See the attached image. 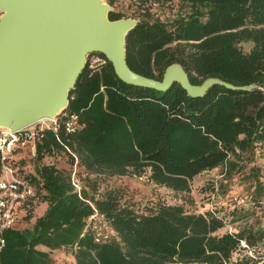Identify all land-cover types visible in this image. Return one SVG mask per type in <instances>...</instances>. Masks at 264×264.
I'll return each instance as SVG.
<instances>
[{"label": "trees", "instance_id": "obj_1", "mask_svg": "<svg viewBox=\"0 0 264 264\" xmlns=\"http://www.w3.org/2000/svg\"><path fill=\"white\" fill-rule=\"evenodd\" d=\"M104 1L110 20H137L125 36L134 72L161 80L178 63L192 84L214 77L249 88L216 84L193 97L179 83L132 85L89 53L57 130L38 132L33 154L9 158L35 194L0 229V264H56L54 252L66 264H264V0ZM210 171L221 177L208 184L211 201L239 177L250 207L232 200L197 212L157 192L189 200L193 179ZM132 176L150 197L116 182Z\"/></svg>", "mask_w": 264, "mask_h": 264}, {"label": "water", "instance_id": "obj_2", "mask_svg": "<svg viewBox=\"0 0 264 264\" xmlns=\"http://www.w3.org/2000/svg\"><path fill=\"white\" fill-rule=\"evenodd\" d=\"M110 9L103 0H0V126L17 130L57 116L91 52L102 53L132 85L165 91L179 83L193 97L216 84L249 88L214 77L192 84L178 63L168 65L161 80L134 72L125 36L137 20H110Z\"/></svg>", "mask_w": 264, "mask_h": 264}, {"label": "built area", "instance_id": "obj_3", "mask_svg": "<svg viewBox=\"0 0 264 264\" xmlns=\"http://www.w3.org/2000/svg\"><path fill=\"white\" fill-rule=\"evenodd\" d=\"M98 60L97 57L92 58L91 63ZM57 117L40 119L17 130L0 126V229L13 226L21 205H27L35 194L32 184L18 174L17 168L9 163L13 150L29 147L33 154L37 133L45 129L56 131L59 126ZM64 127L68 132L73 131L77 127L76 117L72 116L68 119ZM73 183L77 186L75 179ZM234 200L237 204H245L243 197H234Z\"/></svg>", "mask_w": 264, "mask_h": 264}, {"label": "rangeland", "instance_id": "obj_4", "mask_svg": "<svg viewBox=\"0 0 264 264\" xmlns=\"http://www.w3.org/2000/svg\"><path fill=\"white\" fill-rule=\"evenodd\" d=\"M104 1V0H103ZM105 2V1H104ZM259 161V160H258ZM260 163L264 164V158L260 159ZM251 165V164H249ZM221 177L219 176V173L216 171H210V172H203L199 175H197L192 183H191V193L188 195L189 200L186 199L184 200V197H181L180 195L175 196L174 194L166 191L164 188H158L157 192H159L161 197H165L166 200L172 201V202H183L184 205L191 210L197 211V212H203L206 209H210L214 206L217 208L220 207V205H229L231 204V201L234 200V197L236 195H241L243 196L246 201H245V206L250 207L251 201L246 198L247 193L250 192V187H249V181L241 179V178H233L232 180H228L226 182V189L224 194H220L218 196H213L212 201L208 198L210 197L209 193V186L208 184L214 181H220ZM117 180V179H116ZM122 182V184L126 187H128V190L136 197H144L148 198L150 197L151 193L149 192V187L150 185L145 183L144 181L139 180L137 177L132 176L131 178H125V180H120L116 181ZM262 205H264V201L261 202ZM264 208V207H263ZM35 217L41 213L40 206L37 207L35 211ZM259 221L261 223H264V209H259ZM254 216H251V220H255L256 218ZM28 223H25L23 225L19 226H28ZM228 230L233 231L234 227L233 225H228L226 227ZM55 257L58 259L56 264H66V261L64 256L59 253V252H54Z\"/></svg>", "mask_w": 264, "mask_h": 264}, {"label": "crops", "instance_id": "obj_5", "mask_svg": "<svg viewBox=\"0 0 264 264\" xmlns=\"http://www.w3.org/2000/svg\"><path fill=\"white\" fill-rule=\"evenodd\" d=\"M45 207V205H43V208Z\"/></svg>", "mask_w": 264, "mask_h": 264}]
</instances>
